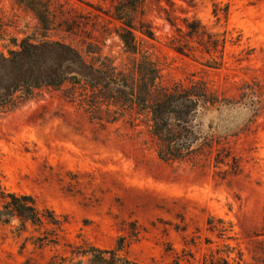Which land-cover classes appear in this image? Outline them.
I'll return each instance as SVG.
<instances>
[{
  "label": "rangeland",
  "instance_id": "obj_1",
  "mask_svg": "<svg viewBox=\"0 0 264 264\" xmlns=\"http://www.w3.org/2000/svg\"><path fill=\"white\" fill-rule=\"evenodd\" d=\"M173 2L138 10L135 21L155 38L136 33L133 54L105 14L108 2L51 0L45 31L22 0H0V50L31 37L82 52L96 43L119 67L146 57L164 85L203 84L219 102L200 111L199 129L226 137L193 166L159 160L139 120L90 124L57 92L1 115L0 184L31 195L56 224L0 225V264H264V0ZM167 17L199 20L224 48L208 54L185 37L188 55L175 52Z\"/></svg>",
  "mask_w": 264,
  "mask_h": 264
},
{
  "label": "trees",
  "instance_id": "obj_2",
  "mask_svg": "<svg viewBox=\"0 0 264 264\" xmlns=\"http://www.w3.org/2000/svg\"><path fill=\"white\" fill-rule=\"evenodd\" d=\"M36 14L43 30L50 25L51 0H22ZM110 9L105 13L114 21L116 35L128 53L138 51L136 33L154 39L152 27L136 22L135 14L147 0H102ZM170 8L173 0H163ZM96 7L95 9H102ZM43 9V10H36ZM166 11V8L163 7ZM172 49L188 55L187 42L194 39L208 54L224 48L225 38L219 39L197 19L183 18V26L175 25ZM65 31L73 32L69 25ZM186 39V38H185ZM15 48L0 50V116L28 101L42 97L45 92H57L61 99L73 105L90 124L114 125L126 121L144 124L155 146L156 156L167 163L199 165L210 160L215 146L226 137H204L198 117L204 105H215L203 84L184 86L181 83H161L160 69L146 57L133 59L128 66L119 67L102 54L93 42L85 43L84 52L63 40L25 37L13 41ZM223 163L215 157V166ZM214 166V165H213ZM44 215L31 195L17 194L0 184V225L14 219L22 227L27 222L42 225ZM48 223L56 224L53 217Z\"/></svg>",
  "mask_w": 264,
  "mask_h": 264
},
{
  "label": "water",
  "instance_id": "obj_3",
  "mask_svg": "<svg viewBox=\"0 0 264 264\" xmlns=\"http://www.w3.org/2000/svg\"><path fill=\"white\" fill-rule=\"evenodd\" d=\"M206 107H211L210 105H204L202 108H201V111L202 110H205V109H209V108H206ZM201 132V134H202V136H203V138L205 137V134H204V132H202V131H200Z\"/></svg>",
  "mask_w": 264,
  "mask_h": 264
}]
</instances>
